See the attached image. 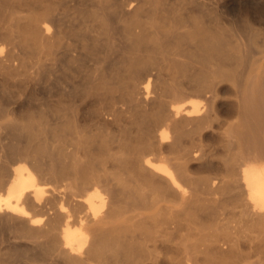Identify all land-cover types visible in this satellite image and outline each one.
Here are the masks:
<instances>
[{
	"label": "bare ground",
	"instance_id": "1",
	"mask_svg": "<svg viewBox=\"0 0 264 264\" xmlns=\"http://www.w3.org/2000/svg\"><path fill=\"white\" fill-rule=\"evenodd\" d=\"M251 7L0 0V264H264Z\"/></svg>",
	"mask_w": 264,
	"mask_h": 264
},
{
	"label": "rangeland",
	"instance_id": "2",
	"mask_svg": "<svg viewBox=\"0 0 264 264\" xmlns=\"http://www.w3.org/2000/svg\"><path fill=\"white\" fill-rule=\"evenodd\" d=\"M243 4L248 8L259 10L260 12L264 13V0H242ZM255 6V7H254ZM258 8H257V7ZM258 28L264 29V27L257 26ZM258 57L263 56V58L258 62V65L260 66V69L264 70V53L258 54Z\"/></svg>",
	"mask_w": 264,
	"mask_h": 264
}]
</instances>
